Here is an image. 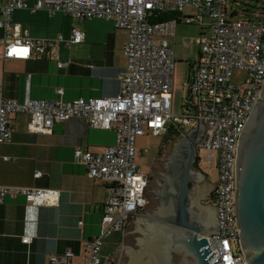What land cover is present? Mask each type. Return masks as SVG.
I'll list each match as a JSON object with an SVG mask.
<instances>
[{"label": "built area", "instance_id": "2783aa9c", "mask_svg": "<svg viewBox=\"0 0 264 264\" xmlns=\"http://www.w3.org/2000/svg\"><path fill=\"white\" fill-rule=\"evenodd\" d=\"M234 0H37L35 6L24 0H6L1 5L0 27L4 29V59L49 58L58 66L66 62L61 45L85 39V31L73 24L71 35L33 39L14 23L18 9H48L85 21L90 18L111 20L117 28L129 32L124 47L128 65L122 75L119 94L65 101L29 99L19 102L4 96L0 80V160L1 146L12 139V119L18 113H30L28 130L50 134L54 125L72 117L86 119L94 128L116 132V143L101 152L75 150V157L86 166L90 178L108 185L100 233L86 243L81 264H103L104 243L115 234L124 235L131 219L148 205L149 175L136 162L137 140L147 133L165 135L170 125L192 129L200 122L204 133L196 144L197 158L218 173L215 193L219 231L207 235L210 258L215 264H245L240 246V228L236 214V156L244 125L261 99L264 83V21L233 19L229 13ZM194 7L195 14H185ZM154 11L177 12L178 17L153 22ZM209 18L208 25L205 19ZM197 22L210 33L201 44L198 62L192 65L185 83L186 112L172 111V92L176 58L170 37L180 23ZM207 26V27H206ZM63 95L64 90L58 89ZM192 96V100L188 97ZM202 169L200 168L199 171ZM204 173L203 171H201ZM36 177L41 172L35 173ZM19 195L36 206L60 203V191L52 188L7 186L0 184V204ZM24 243L33 236H23ZM75 253L67 249L50 257L47 264H74Z\"/></svg>", "mask_w": 264, "mask_h": 264}, {"label": "crops", "instance_id": "0c3cea01", "mask_svg": "<svg viewBox=\"0 0 264 264\" xmlns=\"http://www.w3.org/2000/svg\"><path fill=\"white\" fill-rule=\"evenodd\" d=\"M24 1L32 6L37 2ZM5 2L0 0V19L1 5ZM13 20L33 39L55 38L60 34L69 38L73 24L85 31V39L61 45L60 54L66 65L59 67L57 60L45 57L4 59V29L0 27V80L6 98L19 102L61 98L69 101L119 94L122 75L128 65L124 54L129 40L126 29L117 28L111 20L90 18L80 21L45 8L18 9L13 13ZM198 31L178 25L170 41L172 44L173 39L177 40L179 32L182 38L191 36L190 41L184 42L183 50L179 52L174 48L175 58L178 54L190 61V67L198 62L201 44L208 34L205 29ZM60 88L64 90L63 95L58 93ZM30 120V113L13 116L12 139L1 146V154L9 156V159L0 160V184L56 189L60 191V203L36 206L19 195L7 197L0 204V264H47L52 255L63 254L67 249L75 253L73 263L81 264L86 254V243L100 233L108 185L88 176L86 166L75 157V150L101 152L106 146L116 143V132L94 128L86 119L72 117L55 124L50 134L34 133L28 130ZM184 130L169 141L163 142L164 135H161L162 142L147 166L148 170L144 171L140 165L148 175L153 164L158 165L157 175L150 180L147 189L149 204L131 217L124 235L115 234L104 243L103 264H129L136 257L132 247L135 251L141 249L135 237L142 238V234L133 229L138 223H144L135 215L148 219L149 215L168 212L167 208L164 210L168 206L160 196L163 195V174L166 166L181 153L182 140L190 129ZM36 172H41V176L36 177ZM201 174L207 179L205 173ZM206 183L203 198L217 182ZM198 200L193 197V208L197 206L200 209ZM206 206L210 207L213 225L216 226V207ZM23 236H33V241L24 243Z\"/></svg>", "mask_w": 264, "mask_h": 264}, {"label": "water", "instance_id": "95a60500", "mask_svg": "<svg viewBox=\"0 0 264 264\" xmlns=\"http://www.w3.org/2000/svg\"><path fill=\"white\" fill-rule=\"evenodd\" d=\"M192 100V96L188 97ZM204 124L185 133L181 143L180 184L171 200L165 203L168 212L140 218L144 225L134 228L141 245L129 264H215L207 235L219 231L218 220L213 225L210 207L195 211L189 192L190 180L196 174L192 162L197 155L196 144L204 133ZM201 172V173H200ZM236 214L240 228V246L245 264H264V83L261 99L255 103L241 132L236 156ZM209 195V194H208ZM208 196L205 197L207 199ZM134 214H131V217ZM217 217V216H216ZM132 231V230H131ZM130 232V231H129ZM129 245V244H125ZM178 255L176 258L175 255Z\"/></svg>", "mask_w": 264, "mask_h": 264}, {"label": "rangeland", "instance_id": "374dc122", "mask_svg": "<svg viewBox=\"0 0 264 264\" xmlns=\"http://www.w3.org/2000/svg\"><path fill=\"white\" fill-rule=\"evenodd\" d=\"M232 9H235L237 11V15H235L233 19H252L255 21H264V0H238V3L231 2L229 4V13L232 12ZM195 13H197V10L194 7L185 8V14L190 15ZM208 22L209 18L207 17L205 19V24L208 25ZM179 27L192 28L195 30L199 29L198 33L204 30L203 26H201L197 22L192 24L180 23ZM205 30H207V35H209L210 29L207 27L205 28ZM180 34L181 33L179 32L178 39H173L172 43V46L176 48V51L179 50V52L183 50L184 42L186 40L190 41L191 39V36H188L187 39L185 37L182 38V35ZM172 37H170V41L172 40ZM193 41L196 42L195 38L193 39ZM190 64V61L185 60L184 58H180L177 54L172 92V111L177 116L186 112V98L188 91L185 87V83L187 82L189 77ZM161 142V135L156 136L151 134L150 132L138 138L136 162L142 166L144 171L148 170L147 166L154 157ZM160 168H162V165L160 166ZM201 169L207 176V182H217L218 174L216 169L210 168L204 162L201 163Z\"/></svg>", "mask_w": 264, "mask_h": 264}, {"label": "flooded vegetation", "instance_id": "af4514ba", "mask_svg": "<svg viewBox=\"0 0 264 264\" xmlns=\"http://www.w3.org/2000/svg\"><path fill=\"white\" fill-rule=\"evenodd\" d=\"M181 154V153H180ZM179 158V156H178ZM181 158V155H180ZM157 163L153 164V167L150 168L149 171V178L154 179L157 175ZM201 168V164L197 158V155L195 156L194 161L192 162V171H195L196 174L199 173V169ZM151 176V177H150ZM180 176H181V167L176 160H172V162H170V164L168 166H166L164 174H163V184L161 186V190L163 191V195L161 194L160 196H162V198H164V202L168 203L172 199L173 194L175 193V190L178 188V185L180 184ZM207 186L206 183V178L202 177L201 175H197L195 176L192 180H190V184H189V192L190 194H192V196L195 198H199V203H201V201L205 204L203 205H207V204H211L213 206H215V198H216V193H215V188L216 186L214 185L211 190L208 192L209 195L207 197V199L203 198V193H204V189ZM215 195L214 200L211 199L212 195ZM192 197V198H193ZM149 204V202H148ZM195 211H198V207L195 206L194 207ZM178 255L176 254L174 258H176Z\"/></svg>", "mask_w": 264, "mask_h": 264}, {"label": "trees", "instance_id": "16d2710c", "mask_svg": "<svg viewBox=\"0 0 264 264\" xmlns=\"http://www.w3.org/2000/svg\"><path fill=\"white\" fill-rule=\"evenodd\" d=\"M233 3H238V0H234ZM180 13L177 12H163V11H154L152 13L151 19L153 22L156 21H165V20H169V19H173L179 16ZM192 69V65L190 67L189 72ZM182 129L181 126H174V125H170L169 129L167 131V133L164 135V141H169L171 139H175L176 137H178L180 135V130ZM215 195L213 194L211 196V199L214 200Z\"/></svg>", "mask_w": 264, "mask_h": 264}]
</instances>
